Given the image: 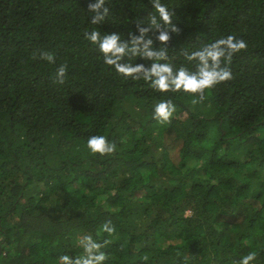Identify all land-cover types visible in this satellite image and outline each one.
I'll return each instance as SVG.
<instances>
[{"label":"trees","instance_id":"obj_1","mask_svg":"<svg viewBox=\"0 0 264 264\" xmlns=\"http://www.w3.org/2000/svg\"><path fill=\"white\" fill-rule=\"evenodd\" d=\"M228 35L247 49L203 102L152 87L154 64L197 75ZM111 36L139 71L105 64ZM89 236L102 264H264V0H0V264H75Z\"/></svg>","mask_w":264,"mask_h":264},{"label":"clouds","instance_id":"obj_2","mask_svg":"<svg viewBox=\"0 0 264 264\" xmlns=\"http://www.w3.org/2000/svg\"><path fill=\"white\" fill-rule=\"evenodd\" d=\"M99 5H90V8H96ZM161 17L165 22L168 21L169 15L164 8L158 9ZM95 23V20H93ZM160 40H167L168 37L161 34ZM91 40H96V34L93 33ZM116 36H111L106 38L101 44V51L105 55V64L113 66L118 74H131L137 72L139 68H131L127 65H122L116 63V60L109 59L108 54L113 55L122 54L123 48L116 45ZM247 49V43L243 39H237L233 35H228L226 38L219 39L214 43L210 44L209 47L205 48L203 51L194 53V57L200 60V68L197 75H189L184 68L178 70L177 75L173 77L170 81L169 77L171 74V68L168 66H157L153 65L151 72L148 75H155L156 80L152 82V87L159 92H178L183 91L184 93L191 94L198 97L194 98L191 103L196 105L197 103L203 102L205 99V90L214 88L216 85L227 82L233 79L231 69L227 66L231 63L234 54H237L243 50ZM151 55V54H149ZM40 58L47 61L48 63L55 62V56L51 52L40 53ZM119 57L117 56V59ZM224 61L225 66H221V61ZM211 61V65H209ZM67 73V65L61 64L56 69V83H64V78ZM148 78L147 76L145 77ZM175 112V105L172 101L164 100L158 103L154 108L153 118L161 123L170 122V118ZM86 147L89 149L90 153L100 154L101 156L112 154L116 149V144L114 142H109L107 138L103 135H93L87 140ZM111 222H107L102 226V230L111 234L115 231L114 227L109 226ZM87 244L85 245V251L88 253L87 258H79L75 261V264H102L105 261L106 254L100 252L98 255L93 256L92 251L98 250L102 247L101 244L95 243L92 238L86 237ZM256 258L255 252H250L249 254L243 256L238 264H249ZM61 264H72L69 260L68 255H63L59 257Z\"/></svg>","mask_w":264,"mask_h":264}]
</instances>
